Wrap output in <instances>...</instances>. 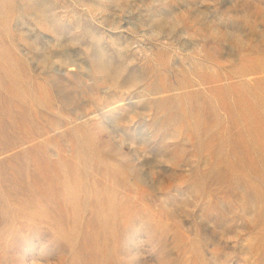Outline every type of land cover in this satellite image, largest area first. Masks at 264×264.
<instances>
[{
  "label": "rangeland",
  "instance_id": "rangeland-1",
  "mask_svg": "<svg viewBox=\"0 0 264 264\" xmlns=\"http://www.w3.org/2000/svg\"><path fill=\"white\" fill-rule=\"evenodd\" d=\"M0 264H264V0H0Z\"/></svg>",
  "mask_w": 264,
  "mask_h": 264
}]
</instances>
